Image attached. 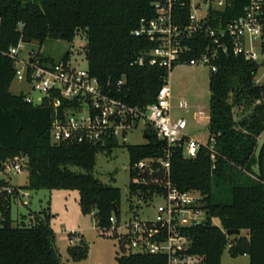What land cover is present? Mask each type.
I'll return each mask as SVG.
<instances>
[{"label":"trees","instance_id":"16d2710c","mask_svg":"<svg viewBox=\"0 0 264 264\" xmlns=\"http://www.w3.org/2000/svg\"><path fill=\"white\" fill-rule=\"evenodd\" d=\"M247 0H232L231 6L213 15L225 23L240 16ZM154 15L152 0H0V166L16 156L27 157L29 171L25 189H68L80 193L83 213L93 214L98 227L109 225L110 216L120 215L121 190L104 184L94 175L97 153H112L118 144L59 143L51 139L54 108L48 102L29 103L24 93H14L13 59L6 54L20 40L43 45L48 40L72 42L85 32L88 69L105 90L131 105L145 106L157 100L166 82V68L152 63L146 53L155 44L136 36L140 20ZM209 37L192 41L200 53ZM43 64L69 61V51L56 59L36 53ZM144 62L140 64L139 58ZM256 63L243 54L230 53L218 61L211 72L210 137L194 157L185 156L181 147H171L172 183L181 191H199L208 218L205 224L187 229L192 251L203 255L204 264H223L222 255L230 246V255L249 256V264H264V82L257 84ZM124 79L123 84L118 81ZM235 107L251 109L236 120ZM142 144H126L132 166L147 157H163L167 142L156 131ZM215 153V159L212 158ZM78 166L83 172L70 169ZM114 179V177H113ZM0 178V264H65L54 245V231L48 219L30 225H13L11 199L20 193ZM162 185L131 183L130 189L144 200ZM117 206V211L115 210ZM216 218L220 226L213 223ZM247 234L228 236L227 229ZM72 259L85 258L87 243L81 239L68 249ZM119 264H166L164 255L123 253Z\"/></svg>","mask_w":264,"mask_h":264},{"label":"built area","instance_id":"2783aa9c","mask_svg":"<svg viewBox=\"0 0 264 264\" xmlns=\"http://www.w3.org/2000/svg\"><path fill=\"white\" fill-rule=\"evenodd\" d=\"M232 0H152L154 15L144 17L133 30L136 36L145 37L155 44L146 54L152 63L167 69L166 82L160 87L157 100L151 104L131 105L105 90L88 67L78 68L70 61L43 64L35 52L20 57L19 52L27 43L20 40L6 52L14 61L15 78L40 95L24 93L27 102L41 105L48 102L54 108L51 123V139L59 143H105L112 139L118 147L126 145L128 132L143 125L155 130L158 137L167 142L163 157H147L132 166L135 184L162 185L153 198L160 196L163 202L155 208L154 217L142 218L133 211L126 219L110 216L109 225L100 227L105 235L113 237L120 252L164 255L166 264H204V257L193 252L192 240L187 229L203 224L208 218L202 205V194L196 190L181 191L171 179V147H181L185 156L194 157L202 145L186 134L188 121L184 117H172V90L169 77L181 64L206 65L211 72L218 70L223 55L243 54L258 66L255 82H263L264 71V0H247L243 13L222 23L213 15L231 6ZM209 37L203 50L196 51L192 41L200 36ZM138 62L143 64L144 58ZM120 79L118 84H123ZM184 107L190 103L184 101ZM198 117L205 115L199 109ZM116 148V147H115ZM21 158V157H20ZM215 159V153H212ZM7 170L22 171L21 162L5 161ZM130 168V166H129ZM131 170V168H130ZM13 186L6 187L13 193ZM144 199V198H141ZM75 236H70V242Z\"/></svg>","mask_w":264,"mask_h":264},{"label":"rangeland","instance_id":"374dc122","mask_svg":"<svg viewBox=\"0 0 264 264\" xmlns=\"http://www.w3.org/2000/svg\"><path fill=\"white\" fill-rule=\"evenodd\" d=\"M87 37L85 32L76 34L72 42L63 40H48L43 45L26 43L25 48L19 52L20 57L28 53H41L44 56H52L56 59L62 57L69 51V61L78 68L88 67L85 46ZM211 69L206 65L192 66L181 64L176 66L169 77V85L172 90V117L177 119L184 117L188 121L185 130L186 134L206 144L210 137L208 128L210 118V98L209 86ZM264 82V71L261 72ZM14 93H31L37 97L40 95L34 92L29 86L14 80L11 85ZM184 101L190 103L189 107H184ZM203 109L205 115L198 117V110ZM251 109L235 107L234 116L236 120L243 119L251 113ZM147 141L144 126L141 125L128 132L126 143L142 144ZM264 142V132L259 136V151ZM13 159L19 160L22 164V171L7 170L0 166V178H4L11 186L20 188V193L11 199V214L13 225L34 224L37 219H48L54 231V245L62 256L65 264H119L118 258L122 255L117 241L104 234L98 227L97 220L93 214H85L80 207V193L78 190L68 189H25L28 184L29 171L27 157L16 156ZM11 160V159H10ZM8 161V160H7ZM130 166V155L127 146L120 145L113 149L112 153L100 151L97 153L94 175L104 184L119 187L121 190L120 217L128 218L133 211L139 213L144 218L154 217L155 208L163 202L160 196L146 202L130 189L132 176ZM70 169L77 172L84 170L78 166H70ZM114 177V179H113ZM213 223L220 226V221L216 218ZM241 234H247L242 231ZM74 235L75 240L70 242V236ZM235 235L231 236L234 238ZM83 239L88 245L87 256L74 260L70 257L68 249L78 244ZM230 246H227L223 255V264H249L247 255L232 257Z\"/></svg>","mask_w":264,"mask_h":264},{"label":"water","instance_id":"95a60500","mask_svg":"<svg viewBox=\"0 0 264 264\" xmlns=\"http://www.w3.org/2000/svg\"><path fill=\"white\" fill-rule=\"evenodd\" d=\"M26 42L34 43V44H40L38 40H34L33 42H29V41H26ZM145 137L148 138L149 134H146ZM115 210L117 211V206H115ZM205 223H206V220L203 222V224H205ZM226 233H227L228 236L240 235L241 234V230L232 228V229H227ZM118 260H119V258H118Z\"/></svg>","mask_w":264,"mask_h":264},{"label":"crops","instance_id":"0c3cea01","mask_svg":"<svg viewBox=\"0 0 264 264\" xmlns=\"http://www.w3.org/2000/svg\"><path fill=\"white\" fill-rule=\"evenodd\" d=\"M15 186V185H14Z\"/></svg>","mask_w":264,"mask_h":264}]
</instances>
